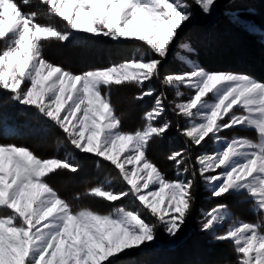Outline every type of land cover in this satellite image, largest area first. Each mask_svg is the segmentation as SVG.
Segmentation results:
<instances>
[{
	"label": "snow or ice",
	"instance_id": "snow-or-ice-1",
	"mask_svg": "<svg viewBox=\"0 0 264 264\" xmlns=\"http://www.w3.org/2000/svg\"><path fill=\"white\" fill-rule=\"evenodd\" d=\"M214 4L36 0V10L26 12L33 0H0V96L41 120L38 131L60 129L64 138L58 146L73 149L63 159H45L27 147L0 144V264H137L128 258L131 250L143 251L158 240L159 231L169 238L183 233L198 180L211 197L249 198L261 218L257 222L234 218L228 204L220 203L204 213L201 230L218 243L230 242L235 264H264V82L208 70L189 58L195 50L179 40L197 6L210 15ZM78 35L117 41L131 59L75 74L45 58L47 44ZM136 41L147 47L125 43ZM177 44V62L188 70L162 75ZM154 80L172 90L173 99L166 104L161 91L144 113L143 126L125 131L111 101L113 86L134 85L140 89L135 99L144 100L154 96ZM173 128L185 139L183 150L168 156L177 170V178L169 180L147 153ZM237 128L253 130L257 139L222 135ZM210 141L212 153L198 155L190 165L193 146L204 149ZM79 154L97 158L110 172L85 195L121 205L106 213L74 208L50 186L47 178L57 170L78 172ZM113 179L118 189L111 186Z\"/></svg>",
	"mask_w": 264,
	"mask_h": 264
},
{
	"label": "trees",
	"instance_id": "trees-1",
	"mask_svg": "<svg viewBox=\"0 0 264 264\" xmlns=\"http://www.w3.org/2000/svg\"><path fill=\"white\" fill-rule=\"evenodd\" d=\"M257 0H221L219 1V11L217 14L216 19L211 24L207 25H197L195 28L188 29L184 32L181 42L186 45H190L195 50L191 56H194L196 61L203 67H207L204 64V57L203 55L199 54L201 45H196L191 43L192 37L197 36L200 33H206L209 35L207 38V44H210V40L214 39V36H217V45H220V42L229 40L232 42L233 40L237 39L240 42V45L243 50H245L246 57L245 59L240 58H231L227 61V63H223V66H217V68H209V70L213 71H224V72H240L251 76L252 78L264 82V19H261V14L263 15L264 9V0H260V7L256 5ZM259 1V0H258ZM28 7H25V10ZM34 8V5L33 7ZM31 8V9H32ZM261 8V9H260ZM30 9V8H29ZM36 10V9H32ZM231 14L233 17H230ZM44 22H47L43 19ZM238 22L245 23L244 25ZM254 26V31L252 30ZM127 43V42H125ZM215 44V42H212ZM210 44L211 46L207 48L209 50L213 49L214 45ZM226 45V44H225ZM86 47L87 49H92L91 52H95L101 49V51H108L110 55L104 56L106 54L103 52L102 60H93L90 64L81 67L78 66L76 61V57L73 58L67 55L68 51H73L75 49H81ZM125 48L120 43H114L102 37H95V36H88L84 35L83 38L81 36H77L74 40H70L68 42H59L53 40L51 43L47 44L44 48V55L45 58L48 59L50 62L63 67L66 70L71 72L81 73L87 70L96 69V68H103L106 66L111 65V63H118L128 60L129 57L125 58L119 49ZM180 50V47H178ZM61 49V50H60ZM127 51V49H126ZM116 54L112 56V54ZM178 53V51L176 52ZM49 55L53 56L51 58ZM173 55V54H172ZM67 57V58H66ZM63 59L67 61L66 64L60 63V60ZM70 59V60H69ZM101 59V58H100ZM69 60V61H68ZM59 61V62H58ZM64 62V61H63ZM214 66V65H212ZM77 72V70H79ZM178 65V62L173 56L167 58V62L164 65L162 70L163 74L169 73H178L182 72ZM162 78V77H161ZM154 82V81H153ZM154 90L159 88V84L154 82ZM119 91H121L124 95H127L131 102L134 104L133 106L137 107V111H135L136 117H124L121 115L120 109L117 108L116 104L114 103L112 97L116 95ZM158 92V90H157ZM164 92V91H163ZM171 92V90H169ZM169 92H164L167 96V100L165 103L167 104L170 100L173 99V95ZM140 89L132 86H113L112 91L110 93L112 104L115 108L116 114L121 118L122 127L126 131H135L137 128L141 127L142 123V115L144 112L149 109L150 100L148 97L144 100H137L135 97L139 95ZM148 102V104H147ZM181 124H183V120H181ZM43 122L37 119L31 112H26L23 110V106L15 105L13 102L8 101L7 96H0V144H14L17 146H24L27 147L30 151H32L35 155L41 158H60L61 153L68 152L69 146L61 144L58 146V141L63 140L64 136L63 133L58 128H51L46 132L38 131V129L43 128ZM238 135L247 137L249 139H255L256 133L252 130H240L236 129ZM184 137L181 136L175 128L171 130V132L164 138V139H157L159 140L160 144L163 146L162 153L164 158H168V156L173 151H182L184 145ZM159 146V145H158ZM194 151L190 153L191 159L188 163L191 165L195 162L197 157V147L193 146ZM85 165V169L83 165ZM83 166V167H82ZM94 167L95 161L88 158H82V163L78 172L76 173H69L65 172L63 175L65 179L71 180L77 177L80 173H86V179H93L91 182H86L84 185L89 186L88 184H92V186L97 185L94 174ZM65 170V169H64ZM63 169L57 170L55 173H52L51 176L57 177L58 174L64 171ZM103 175L100 179H106L109 177L110 172L109 169L103 167L101 170ZM52 177V178H54ZM87 181V180H86ZM113 183L116 182L114 179ZM50 185L55 189L58 193L62 192V189L67 192V185L62 188L61 186H57L55 182H50ZM61 187V188H60ZM81 187V186H79ZM82 188V187H81ZM76 192V191H75ZM74 191H69V195L72 199L76 200L77 194ZM65 194V193H64ZM210 195L206 191L203 190L202 183L197 182V189H196V200L193 206L192 216L190 218L193 224H196V220L200 219V215L202 212L209 211L213 206L218 205L220 203H233L231 201L234 199L230 197L229 200L224 201L219 198H210L208 199L207 196ZM68 198V197H64ZM236 199V198H235ZM240 198L236 199V202H239ZM130 202V201H128ZM243 205V204H241ZM239 206V205H238ZM245 208H241L242 210H249V206L244 203ZM234 212V216L237 218H242L239 208L231 209ZM193 237H196L195 234H192ZM211 250L219 253L221 257L217 260H213V264H225V262H232V264L236 261V257L234 255L233 250L230 246L227 245L226 242L223 243H213L211 246ZM170 254H176L177 250L170 249ZM133 254V253H132ZM149 256L153 258L154 256L158 255L155 252L148 251L145 256ZM144 253H137L128 257L129 259H138L144 260L143 258ZM150 261V260H149ZM147 263H138V264H151L150 262ZM142 262V261H141ZM163 263H165L163 261Z\"/></svg>",
	"mask_w": 264,
	"mask_h": 264
},
{
	"label": "rangeland",
	"instance_id": "rangeland-1",
	"mask_svg": "<svg viewBox=\"0 0 264 264\" xmlns=\"http://www.w3.org/2000/svg\"><path fill=\"white\" fill-rule=\"evenodd\" d=\"M219 1H221V0H215V4L213 5L215 11L213 14H210V15L203 14L197 6L196 17L189 24L188 28L184 29V31L180 34L179 40L181 41V38H182L184 32H186L188 29L195 28V26H197V25H207V24L213 23V21L217 17L218 11H219V5H218ZM260 3H261L260 0L256 1V5L259 7H260ZM33 5H34V8H32V9H36V0H33ZM32 9L26 8V10H25V8H24V11H26V12L32 11ZM40 10L43 11L42 6L40 7ZM229 15H230V17H233L231 14H229ZM260 18L264 19V9H263V15L261 14ZM43 19L44 18L42 17V20ZM44 20H46V19H44ZM56 22H57L58 26L61 23L58 21V18H57ZM238 23H241L243 25L245 24L243 22H238ZM208 36L209 35H207L206 33H200L198 36L196 34L195 37H192V39H191V43L195 44L194 46L201 45L199 54L203 55L204 64H206L207 67L213 69V68H217V66H223L224 65L223 63L226 64L227 61L231 58H236V59L240 58L242 60L245 59V57H246L245 50H243L244 48H242V46L240 45V42L237 39L233 40L232 42L230 41V39L226 40V42L222 41V42H220V45L219 44L217 45V36H214L213 41L215 42V44L212 43L213 42L212 39L210 40V44L212 43V45H214L213 46L214 48L209 50V53L206 52V51H208L207 48H209L211 46L210 44H207V39H208L207 37ZM102 38L107 39V40L114 42V43H118L117 41H112L107 37H102ZM127 43H136V44L143 45V42H141V41L127 42ZM174 43H175V41H174ZM143 46L147 47L146 45H143ZM178 47H179V44H177L176 47H172L171 53L167 58L173 56V58L176 59V54H177L176 52L179 51ZM92 49L93 48H91V47H90V49L83 47V48L78 49L76 51L74 49L73 51H68L67 52L68 54L65 56H69V57L71 56L72 58H73V56L76 57V61L78 63V66L80 65L81 67H83V66H86L87 64H90L93 60H102L103 59L102 58L103 52L106 53V54H104L105 57L107 54L110 55V52H108L106 50L101 51V49H100L98 51L91 52ZM194 50H197V49H194ZM119 51L122 53V55L125 58L129 57L128 60H125L123 62H128L131 59V57L127 54L126 48L119 49ZM114 55H116V54L115 53L112 54V56H114ZM49 56L51 58H54L51 55H49ZM189 58L196 59L194 56H190ZM65 62L67 63V61H65L63 59L60 60V63L66 64ZM123 62L111 63V65L103 67V68L111 67L113 65H118V64L123 63ZM178 65L181 69H183L182 71L188 70L187 68L182 67L180 63H178ZM212 65H214V66H212ZM57 66H59V65H57ZM103 68H96V69H103ZM209 68H208V70H209ZM78 71H80V69L77 70V72ZM73 73L80 74V73H76V72H73ZM81 73H83V72H81ZM154 82H157L159 84V88L155 90L154 96L150 97L151 98L150 106H149V109H147L146 111L150 110L151 107L153 106V104L155 102V96H158L161 91L169 92V90H170L166 86L162 85L159 80H154ZM154 82L153 81L151 82V87H154ZM129 86H132V85H129ZM147 86H148V84L146 82V87ZM157 90H158V92H157ZM181 91H184L187 95L186 89L182 88ZM170 93L174 96V92L172 90H171V92H169V94ZM112 99H113L114 103L116 104L117 108L120 109L121 112H119V113H121L122 116L130 117V118L136 117L137 113H135V111H137L136 110L137 107L133 106L134 104L131 102V100L129 99V97L127 95H124L121 91H119L116 95H114L112 97ZM144 99H146V97ZM147 104H148V102H147ZM143 115H142V117H143ZM143 123H144V121L142 120L141 127L143 126ZM237 129L244 130L241 128H237ZM126 131H128V130H126ZM222 135H224L226 137V139H231L233 136L244 137V136L238 135L236 130L226 131L225 133H222ZM244 138H247V137H244ZM255 139H257V134L255 136ZM68 146L70 148L67 151L72 152L73 149L71 148L70 145H68ZM196 147H197V156L203 154L204 152H208L209 154H211L213 151V142L210 141L204 149H200L198 146H196ZM162 149H163V146L160 144L159 140H156V142L151 145L147 155H148L149 159L160 169V171L169 180H175L177 178L176 177V171L177 170H176V167L174 165V162L169 160L168 158L163 157ZM68 152L61 153L60 158L63 159L65 157V154ZM84 156H85V154H79V156L77 157L80 165L82 163V158H84ZM56 158H58V157H56ZM90 159L95 161L94 174H95V177H97V179L95 178L94 181H96V183L98 185V183L106 180V179H100L103 176V175H101L102 174L101 170H103V166H101L97 162V158H90ZM83 166H84L83 169H85L86 168L85 165H83ZM196 167L198 168L199 166L196 165ZM65 172L72 173L69 170H64L63 172L58 174L56 178L54 176H51L52 174H50V177L47 179H48L49 184H50V182L53 181L56 184H58L57 186L62 185V188H64L65 185L68 186L67 192H65L62 189L61 193H58V192L57 193L61 196V198L67 200L70 204H72L74 208H79L82 206H88V207H91L92 209H94L96 211L106 213V212L111 211L114 207L121 205V203H122L121 201L109 203V202L103 201L102 198H94V197L86 196L85 193L89 189H91L92 187H95L97 185L92 186V184H88L89 186H87V188L85 189L86 186L84 184L86 182L92 183L93 179H90V180L86 179L85 177L87 174L86 173H82V174L80 173L77 177H75L71 180H67L63 176L65 174ZM184 175H188V174H184ZM52 177H54V178H52ZM180 178H184V176H181ZM188 178H191L190 175L188 176ZM199 182L202 183L203 190L206 191L207 193H209L205 188L204 181L199 180ZM79 186H81L82 188ZM111 186L113 188H116V189H118L120 187V185L117 182H114V183L112 182ZM69 191H74V192L76 191L75 194H77V196H79V199L76 198V200H74L70 196H68ZM64 197H68V198H64ZM207 198L210 199V198H214V197H211V195H208ZM233 198L234 199L231 200V201H233V203L228 204V206H229V211L233 214L234 218H237V217L234 216V212L231 209L239 208V211L243 214L241 215L242 218H237V219L243 220L245 222H253V223L257 222L259 219H261L252 210L253 205L250 202L249 198H247L246 196L245 197H239L240 198L239 202H236L237 197H233ZM136 203L138 204V202H136ZM244 203L250 207L247 212H246V210L244 211L241 209V208H245ZM123 204H125L130 209L135 207V205H133L131 202H128V201H124ZM241 204H243V205H241ZM215 206H213V207H215ZM206 212L201 213V215H200L201 218L196 220V222H195L196 224H193L191 222V220L189 219L187 222V226L183 230V233L178 234V238H169L163 231H159L158 240L152 242L150 244V246L145 247L143 249V251L131 250L133 253L132 255L137 254V253H144V256H143L144 260H138V259H136V260L133 259V260L137 261V264L143 263V262L147 263L149 260H150L149 262L151 264H213V260L219 259L221 257V255L219 253H216L215 251L211 250V247H210L213 243H218V242H216L214 239H212V237L209 234H207L201 230V221L204 219V213H206ZM227 227H228V222H226L224 225L225 229ZM192 234H195L196 237H193ZM226 243L228 246L231 247V249L233 250L234 255L236 257L235 259H237V254L234 251V246L230 242H226ZM170 249L175 250V251L177 250V253L176 254H170L169 253ZM148 251L155 252L158 255L154 256L153 258L149 257L148 255L145 256V254ZM163 261L165 263H163ZM233 264H235V262Z\"/></svg>",
	"mask_w": 264,
	"mask_h": 264
}]
</instances>
